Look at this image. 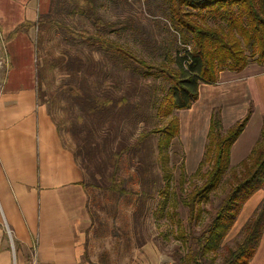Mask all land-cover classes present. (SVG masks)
<instances>
[{"label":"rangeland","instance_id":"374dc122","mask_svg":"<svg viewBox=\"0 0 264 264\" xmlns=\"http://www.w3.org/2000/svg\"><path fill=\"white\" fill-rule=\"evenodd\" d=\"M69 8V4L63 0H49V10L46 12H50L49 16L46 17V13L40 14V24L34 29L36 74L38 81H43L39 101L46 104L63 141L73 150L76 145L79 148L86 139L97 143L98 154L89 155V158L85 156L84 159L77 158V161L86 166V182L106 185L112 170L110 159L113 151L124 143L132 144L144 129L161 126L166 122L162 110L169 104L166 97L171 83L158 72L145 78L141 73V65L134 64L125 55L92 47L71 38L52 19H59L76 29L96 31V28L83 15L70 16ZM98 12L105 20L115 23L113 29H102L103 34L148 64L163 67L168 64L176 69L172 59L175 60L174 49L178 48L180 41L178 33L170 26L163 0H126L117 5L109 2L107 8L99 7ZM4 50L0 42V60L4 58ZM90 61L94 65L91 67L94 68V75L98 71L101 73L103 64L111 66L110 62H118L114 68H120L114 70L116 81L121 82V89L115 95H126L129 103L109 112L113 115L112 130H108L109 122L104 117L96 118L89 114L87 104L84 105L81 100H75L70 92L60 89L62 84L69 81L80 86L81 80H85V84L91 81L95 83L90 84L91 88L87 89V93L93 92V89V93H96V89L101 91L99 86L100 83L102 86L103 76L100 79L91 77L88 68ZM124 64L131 67L126 70ZM4 68L0 66V79L5 76ZM132 75L138 85L135 92L133 87L132 92L129 90L130 83H135L131 80ZM104 81L110 84L114 82L110 77ZM110 91L114 92V89L111 88ZM255 100L259 111L253 127L260 122L264 106L261 99ZM194 106L199 108L200 103ZM137 107L141 110L140 113L135 111ZM127 109L133 111L129 112ZM217 109L220 110L213 108ZM173 112L179 119L180 116L184 118L191 114L186 109H175ZM105 116L108 117V113ZM196 126L195 122L183 127L181 125L180 135L172 140L169 147H160L161 136L154 134L141 147L134 148L123 156L121 175L127 178L126 186L134 189L135 194L121 196L104 189L88 188L90 213L94 223L87 251L96 262L123 264L126 261L123 260L124 257L131 256L145 244L152 243L163 254V264H191L189 256L198 250L197 237L214 216L229 190L232 178L229 171L220 186L211 193L210 199L201 204L204 209L202 217L196 223L189 224L188 207L182 203L181 198L187 197L204 181L202 174L195 173L204 157L207 144L205 132L196 130ZM91 127L93 130L96 128L97 133L93 132L92 136H88ZM83 148L91 150L87 143ZM163 157L167 158L171 174L169 180L164 176L161 163ZM231 163L235 168L238 167L237 170L240 169L239 162ZM210 167L211 163H205L203 172ZM245 223L230 230L222 247L216 252L203 255L205 264L220 263L223 260L225 246L235 245ZM36 250L38 257L41 245ZM33 253L34 251L28 257H23L20 251H16L14 260L16 259L17 264H30Z\"/></svg>","mask_w":264,"mask_h":264},{"label":"trees","instance_id":"16d2710c","mask_svg":"<svg viewBox=\"0 0 264 264\" xmlns=\"http://www.w3.org/2000/svg\"><path fill=\"white\" fill-rule=\"evenodd\" d=\"M69 4L68 14L70 16L83 15L96 28V31L87 29H76L59 19H52V22L64 29L73 39L80 40L89 45L97 46L105 51H114L125 55L134 61V64L141 65V73L146 78L154 76L158 72L166 76L171 86L167 88L168 105L164 107L163 116L166 122L161 126L151 129H144L139 133L132 144H122L113 151L111 155L112 170L108 176L106 185L90 184L84 181V186L94 189H104L121 196L135 194L134 189L126 186L127 178L121 175V161L123 156L134 148L141 147L142 144L154 134H159L160 147H169L172 140L180 135V119L174 114V110L188 109L199 97V86L201 83L216 84L219 81V74L222 70L228 69L240 72L245 69L250 60L264 65V0H163L168 12L171 28L178 33L180 44L176 50L175 67L171 68L151 65L118 44L107 35L101 32L102 29H113L114 22L107 21L99 15L98 9L107 8L109 2L118 4L126 0H63ZM49 13L45 16L48 17ZM39 16L36 22L25 21L15 27L9 33L7 40L13 39L22 30L39 26ZM167 50L166 52H169ZM80 59V58H77ZM113 60V59H112ZM116 62V60H113ZM171 62V63H172ZM118 63V62H117ZM117 63L110 62L108 66L103 64L101 73L98 71L94 75L93 63L90 61L89 73L91 77L101 78L103 76L101 91L91 88L93 81L85 84L81 80L80 86L69 81L62 84L60 89L63 92H70L75 100H81L87 104L88 113L96 118L104 117L108 121V130L113 129V122L109 112L121 106L128 105L129 97L126 95L116 96L121 89V82H117L114 68ZM135 66V65H134ZM131 66L124 64L127 70ZM153 71V72H152ZM101 75V76H100ZM110 77L114 80L111 84L106 80ZM99 78V79H100ZM130 92L132 87L137 91L136 80L131 76ZM84 83V85H83ZM129 86V85H128ZM104 87V88H103ZM113 88L114 92L110 89ZM120 88V89H119ZM128 110V109H127ZM129 111V110H128ZM133 111V110H131ZM129 111V112H131ZM137 113L138 107L135 109ZM108 113V117L105 114ZM159 113V110H158ZM252 114V109L241 120L224 131L220 110H213L209 131L207 134V144L204 157L195 174H202L204 178L200 186L195 187L187 197L181 198L182 203L188 207V223H196L203 215L204 209L201 204L210 199L211 193L216 190L223 181L226 174L231 171V183L228 192L217 210L206 226L197 237L198 250L189 256L191 264H205L203 255L209 252H216L222 247L223 241L235 225L237 218L245 203L259 189L264 188V118L260 132V137L252 148L250 154L239 163L237 170L231 163V151L234 143L245 129ZM91 127L88 136L93 132ZM87 143L91 150H86L83 145ZM75 146L74 154L76 158L98 154L99 146L96 142L84 140L82 144ZM82 162V161H81ZM164 176L169 180L171 174L167 166V158H162ZM205 163H211V167L203 172ZM86 174V166L81 163ZM89 193V190H88ZM264 232V199L256 209L254 215L245 223L242 234L235 242L234 246H225L226 253L220 263L212 264H249L254 257Z\"/></svg>","mask_w":264,"mask_h":264},{"label":"crops","instance_id":"0c3cea01","mask_svg":"<svg viewBox=\"0 0 264 264\" xmlns=\"http://www.w3.org/2000/svg\"><path fill=\"white\" fill-rule=\"evenodd\" d=\"M48 10L49 0H0V42L8 64L0 79V264H17L16 251L23 257L33 251L37 255L40 245L39 264H99L87 251L94 222L84 169L63 141L48 107L39 101L43 81H38L35 66L37 26L7 40L17 25L36 22ZM255 99L264 102V66L249 62L240 72L224 69L216 84H200L198 99L186 109L191 114L180 116V131L181 125L195 122L207 139L214 107L220 108L225 129L252 109L231 151V161L240 163L260 137L264 106L260 122L253 127L259 111ZM263 199L264 188L245 203L232 229L243 225ZM124 258L123 264L165 261L152 243ZM249 264H264V232Z\"/></svg>","mask_w":264,"mask_h":264},{"label":"built area","instance_id":"2783aa9c","mask_svg":"<svg viewBox=\"0 0 264 264\" xmlns=\"http://www.w3.org/2000/svg\"><path fill=\"white\" fill-rule=\"evenodd\" d=\"M8 64H7V61L4 59L0 60V66H3V67H6ZM1 86V84H0ZM8 230V234L10 236V239H11V246H12V250H13V253H14V257H15V248H14V244H13V239H12V234H11V231L7 228ZM30 264H39L38 261H37V255H36V251H34L33 255H32V259L30 261ZM166 264H171V262H168Z\"/></svg>","mask_w":264,"mask_h":264}]
</instances>
